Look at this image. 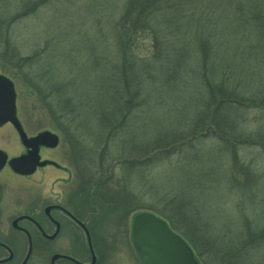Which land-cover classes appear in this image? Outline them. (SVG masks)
<instances>
[{
    "label": "trees",
    "instance_id": "trees-1",
    "mask_svg": "<svg viewBox=\"0 0 264 264\" xmlns=\"http://www.w3.org/2000/svg\"><path fill=\"white\" fill-rule=\"evenodd\" d=\"M49 1L20 0L17 5L6 7V14L0 10V65L8 59L22 72H32L33 75H28L38 85H47L45 90L39 85L38 94L51 118L59 119L65 132L73 131L78 142L75 145L94 161L91 165L97 168L91 167L89 176H95L94 189L103 192L106 207H114L115 201L119 205L124 198H136L125 183L131 168L149 169L169 162L175 163L178 170L198 165L203 157L202 144L206 142L222 147L219 157L225 168L221 169L228 175L232 190L255 184L263 170L254 166L251 159L245 162V154L238 151L241 147L259 146L264 155V128L256 124V130L247 131L236 116L241 110L243 113L258 110L257 114L264 111V0L255 1L253 10L239 2L126 0L111 27L115 40V47L112 44L109 51L112 64L103 73L104 86H97L95 97L88 95L89 87L83 82L73 83V88L54 77L53 84L41 83L46 77L42 64L46 44L34 45L26 56L13 49L12 25L29 17L41 5L39 2ZM254 28L260 36L254 33ZM142 48L145 50L140 53ZM39 71L43 73L36 76ZM151 83L161 87L165 97H169L175 83L188 87L178 110L184 115L176 127L169 124L155 135L143 134L136 140L132 138V124L128 120L153 112L149 104L153 99L150 100ZM155 98L163 104L161 96L157 94ZM91 119H96V125L86 127ZM116 153L119 157L113 159ZM175 155L177 159L172 158ZM113 160L114 165L110 166ZM117 164L121 174L114 175L111 170ZM80 169L85 170L82 165ZM184 172L189 175L188 170ZM237 174L244 179L238 181ZM186 185L190 190L195 188L190 178ZM218 185L228 189L222 176L207 177L203 196L205 190ZM143 209L164 218L189 243L201 264H229V260L239 264L236 261L241 248L262 234L244 232L235 236L237 243L230 247H217L200 225L203 210L199 198L193 194L178 197L164 192Z\"/></svg>",
    "mask_w": 264,
    "mask_h": 264
},
{
    "label": "rangeland",
    "instance_id": "rangeland-1",
    "mask_svg": "<svg viewBox=\"0 0 264 264\" xmlns=\"http://www.w3.org/2000/svg\"><path fill=\"white\" fill-rule=\"evenodd\" d=\"M19 1L0 0L1 14H6L8 12L6 7L17 5ZM199 1L205 4L214 1L229 4L239 2L244 6L248 5L249 10H253L255 1L258 2L259 0H193L194 3ZM125 2L126 0H50L49 2H39L41 5L29 17L12 25L13 42L16 44H13V49L15 53L26 56L30 54L34 45L40 44L39 47H44V44H46L42 58V64L46 68V70L43 69L46 77L43 78L41 83L52 82L53 84L51 78L54 77L58 78L62 84H68L69 88H73V83L83 82L89 87L87 90L88 95L95 97L97 86L104 83L101 79V77L104 78L103 73L108 72L112 64L109 51L112 44L115 47V40H113L111 27L118 18V11L124 7ZM220 14L224 15V11L221 10ZM111 19H113L112 22H110ZM224 20L222 19V21ZM254 33L259 35L255 28ZM146 43L148 42L146 41ZM143 49L145 50V48H142L139 52L142 53ZM32 58L33 56H31ZM32 60L35 61V58ZM5 61L0 65V73L5 74L14 82L18 116L29 126L36 125L51 129H54L57 125L59 126V119L54 120L51 118L52 114L45 108L43 100L38 94V91H41L40 86H43L45 90L46 87L44 86L47 85H40L39 83V86L38 81L36 82L28 75L29 73L33 75L32 72L24 73L10 60L5 59ZM43 71L36 72V76H39ZM150 87L153 88V91L150 92V100L153 99L149 104L152 105L153 112H148L143 117L140 115L133 116L128 120L129 124L134 125V127L131 125V133L132 138L136 140H140L143 134L149 136L151 133L155 135L164 130L169 124H174L176 127L180 123L179 118L184 115L178 110L183 105L181 98L187 96L188 87L186 89L185 86L175 83L169 97H165L163 89L155 83H151ZM156 93L164 100L162 105L156 102ZM182 101H185V99H182ZM257 112L258 110H248L243 113L241 110L237 113L236 119L241 120L238 122L248 128L247 131L253 132L257 129L256 124L264 128V111L258 114ZM95 125L96 119H91L89 124L85 126L94 127ZM62 133L66 141L64 145L65 152L61 158L62 163L66 166H72V161L74 162L75 158L80 160L82 162L80 165L85 170L75 172V174L82 181L83 177L90 175L91 167V170H95L97 167L92 166L91 163L94 161L90 160L89 156L79 149V145H75L78 142L73 131L68 130L65 132L63 130ZM138 145H142L141 142ZM258 147L239 148V154H245V162L251 159L254 166L263 170L259 172V177L256 180L254 179L255 184L243 185V189H239L237 186L232 190L228 186V175L224 169H221L225 168L222 166L224 160H220L219 157L222 147L206 142V144H202L203 157L198 165H192L190 159H188L190 161L189 165L192 166L181 170L176 168L175 163L171 164L170 162L149 169L144 166L131 168L133 170L132 172L129 171L125 183H128L133 189L136 198L131 200L124 198V203L121 202L123 203L121 208L118 207L116 201L113 204L114 207H109L110 205L106 207L103 197L100 198L94 195L93 200H95L97 207L102 209L97 218H104L96 229L106 235L107 239H111L108 252L105 254L102 250L100 252L99 264H138L130 242L131 217L140 210L150 211L143 208L147 207L150 200H155L156 196L164 192L173 193L174 196L178 197L184 194L189 196L193 194V196L199 198V207L203 210V220L200 219V225H203L206 235L212 238L211 242L217 247H230L231 244L237 243L235 236H239L244 232L256 233L260 231L262 233L260 236L241 248L236 262H240L239 264H264V155ZM67 148L71 149V154L67 152ZM73 151L76 152L75 157ZM97 152H99L98 149ZM116 157H119L118 153L113 156V159ZM172 158L177 159V156H172ZM113 162L114 160L111 161L112 165L110 166L114 165ZM187 170L189 175L188 172H184ZM111 172L114 175L121 174L119 164ZM56 174L63 177L66 175L58 172H46L43 178L50 175L53 177ZM221 176L225 179L229 190L218 185L214 189L205 190L203 196L204 180L207 177L221 179ZM243 177L240 174L236 175L238 181L243 180ZM41 178L38 179L42 180ZM189 178L195 184V188H191V190L186 185ZM231 192L234 193L231 194ZM107 210L110 211L107 212ZM105 227L106 230H103ZM4 233L5 235H1V238L13 243L19 258L23 254L21 249L24 237L19 232L11 230H6ZM31 261H35L33 264H48V261L45 263V259L40 255H32ZM228 263L233 264L231 260Z\"/></svg>",
    "mask_w": 264,
    "mask_h": 264
},
{
    "label": "flooded vegetation",
    "instance_id": "flooded-vegetation-1",
    "mask_svg": "<svg viewBox=\"0 0 264 264\" xmlns=\"http://www.w3.org/2000/svg\"><path fill=\"white\" fill-rule=\"evenodd\" d=\"M17 118L21 130L10 121L0 125V260L5 259L0 264H20L27 254L29 242L31 251L24 264L35 262L31 261L32 255H40L50 264L53 254L61 255L54 264H88L91 261L89 242L95 255L93 264H99L100 252H108L111 239L96 229L104 218H97L102 209L97 207L93 197H100L101 191L94 189L93 176L80 180L75 174L80 167L77 158H73L74 162L71 160L72 166L62 163L66 141L61 121L59 126L51 129L29 126L18 114ZM45 130L54 133L55 145L41 141L39 134ZM70 151L67 148L69 154ZM23 155L38 157L31 173L16 172L9 164L11 158ZM73 155L75 157L76 152L73 151ZM46 172L66 175L43 178ZM123 203L120 202L118 207L121 208ZM6 230L19 232L24 237L23 254L19 258L13 243L1 238ZM10 253L11 257L6 259Z\"/></svg>",
    "mask_w": 264,
    "mask_h": 264
},
{
    "label": "water",
    "instance_id": "water-1",
    "mask_svg": "<svg viewBox=\"0 0 264 264\" xmlns=\"http://www.w3.org/2000/svg\"><path fill=\"white\" fill-rule=\"evenodd\" d=\"M15 98L16 93L12 80L0 73V125L10 121L21 130L16 117ZM23 138H25L24 135ZM39 138L43 143L50 146L55 145L57 142L54 133L47 130L41 132ZM37 160V156L34 159L29 155H23L11 158L9 164L14 171L28 174L33 171L35 167L34 163ZM41 163L44 164L45 162L43 161ZM130 229L131 242L138 257L139 264H200L190 245L178 233L171 229L163 218L153 212L147 210L136 212L131 218ZM89 247L91 261L88 264H93L95 255L90 246V242ZM30 251L31 244L29 242L27 254L20 264L26 262ZM58 256L61 255L53 254L50 258V264H54V260ZM10 257L11 253L6 259ZM74 261L80 263L75 259Z\"/></svg>",
    "mask_w": 264,
    "mask_h": 264
},
{
    "label": "bare ground",
    "instance_id": "bare-ground-1",
    "mask_svg": "<svg viewBox=\"0 0 264 264\" xmlns=\"http://www.w3.org/2000/svg\"><path fill=\"white\" fill-rule=\"evenodd\" d=\"M78 171H82V170L80 169V167H79ZM87 176H89V175H87ZM99 191H100V190H99ZM102 193H103V192L100 193V197H103ZM115 198H116V197H115ZM120 198H121V197H120ZM120 198H119V199H120Z\"/></svg>",
    "mask_w": 264,
    "mask_h": 264
}]
</instances>
